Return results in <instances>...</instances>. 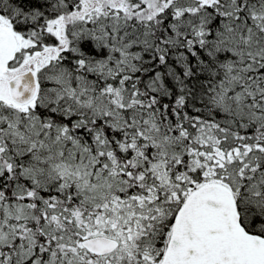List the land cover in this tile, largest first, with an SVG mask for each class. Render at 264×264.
<instances>
[{"label":"snow or ice","instance_id":"obj_1","mask_svg":"<svg viewBox=\"0 0 264 264\" xmlns=\"http://www.w3.org/2000/svg\"><path fill=\"white\" fill-rule=\"evenodd\" d=\"M0 264H264V0H0Z\"/></svg>","mask_w":264,"mask_h":264}]
</instances>
